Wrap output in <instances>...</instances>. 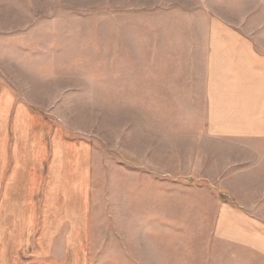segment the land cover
<instances>
[{
    "label": "rangeland",
    "instance_id": "rangeland-1",
    "mask_svg": "<svg viewBox=\"0 0 264 264\" xmlns=\"http://www.w3.org/2000/svg\"><path fill=\"white\" fill-rule=\"evenodd\" d=\"M261 55L264 0H0V88L92 152L87 264H264V145L209 113Z\"/></svg>",
    "mask_w": 264,
    "mask_h": 264
},
{
    "label": "crops",
    "instance_id": "crops-1",
    "mask_svg": "<svg viewBox=\"0 0 264 264\" xmlns=\"http://www.w3.org/2000/svg\"><path fill=\"white\" fill-rule=\"evenodd\" d=\"M229 60L221 66L231 80L212 88L216 135L264 145V55ZM8 88H0V264H87L91 149Z\"/></svg>",
    "mask_w": 264,
    "mask_h": 264
}]
</instances>
